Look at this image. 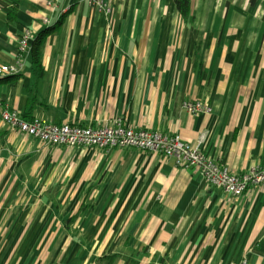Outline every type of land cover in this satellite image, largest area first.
Listing matches in <instances>:
<instances>
[{"label":"crops","instance_id":"obj_1","mask_svg":"<svg viewBox=\"0 0 264 264\" xmlns=\"http://www.w3.org/2000/svg\"><path fill=\"white\" fill-rule=\"evenodd\" d=\"M188 2L190 22L173 0H19L7 23L11 2L0 0V66L16 62L23 31L43 44L40 79L29 54L0 83L3 245L6 228L31 245L56 227L62 236L44 244L70 249L49 264L110 254L115 264H264V188L231 198L159 154L48 147L1 121L8 109L53 124L121 122L178 135L238 174L264 164V0ZM187 100L211 114L190 116Z\"/></svg>","mask_w":264,"mask_h":264},{"label":"built area","instance_id":"obj_2","mask_svg":"<svg viewBox=\"0 0 264 264\" xmlns=\"http://www.w3.org/2000/svg\"><path fill=\"white\" fill-rule=\"evenodd\" d=\"M48 5H51V1ZM35 39L32 32L23 31L18 41L16 62L13 65L0 66V78L21 72L23 62L30 54ZM181 107L190 116L209 115L212 111L208 103L198 100L183 101ZM1 121L11 130L48 147L97 150L132 148L159 154L164 158L173 159L178 168L197 170L208 186L222 190L231 198L237 199L251 190L264 188V164L253 165L248 172L238 174L229 167L207 158L199 150V145L192 146L178 135H166L144 128L132 129L121 122L82 127L53 124L37 117L25 120L18 112L8 109L2 111Z\"/></svg>","mask_w":264,"mask_h":264},{"label":"rangeland","instance_id":"obj_3","mask_svg":"<svg viewBox=\"0 0 264 264\" xmlns=\"http://www.w3.org/2000/svg\"><path fill=\"white\" fill-rule=\"evenodd\" d=\"M5 230V245H3L2 239H0V255L4 253V256L0 257V264H49V256L53 252L56 255H59L70 249L69 245H64V239H60V244H44L45 239L51 235L50 233H53L54 235L56 234L57 236H62V233L60 234V228L54 227L50 232L48 231L47 233H45V235H41L42 237H45L42 243L31 245L21 243L20 238H18L19 243L17 242L16 244H14L13 241L15 240V237H13V230H10L8 228H6ZM21 234H23V231L21 232ZM117 256L118 255L116 254L101 256L93 262L94 264H115ZM124 264H128V261L125 260Z\"/></svg>","mask_w":264,"mask_h":264},{"label":"trees","instance_id":"obj_4","mask_svg":"<svg viewBox=\"0 0 264 264\" xmlns=\"http://www.w3.org/2000/svg\"><path fill=\"white\" fill-rule=\"evenodd\" d=\"M11 6L6 10V20L7 23H12L15 21L16 12L19 7V0H10ZM174 5L176 7L177 12L180 14L181 18L185 22H190L191 18L190 14V7L188 0H173ZM42 38H37L31 48L30 52V64L32 69V74L36 79H40L43 75V67H42ZM2 78V77H1ZM0 78V83L3 81ZM28 115L25 114L23 117L25 120H29L30 118L27 117Z\"/></svg>","mask_w":264,"mask_h":264}]
</instances>
